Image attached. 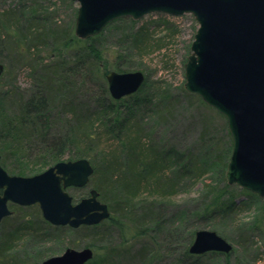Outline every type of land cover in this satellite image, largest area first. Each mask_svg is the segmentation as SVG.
Returning a JSON list of instances; mask_svg holds the SVG:
<instances>
[{
  "label": "rangeland",
  "instance_id": "rangeland-1",
  "mask_svg": "<svg viewBox=\"0 0 264 264\" xmlns=\"http://www.w3.org/2000/svg\"><path fill=\"white\" fill-rule=\"evenodd\" d=\"M77 10L78 2L74 0H0V17L6 12L14 13L17 18L12 25L13 34L17 35L11 42V47L1 51L0 55V63L4 65V71L0 76V110L10 115L18 113L14 111L16 105L13 102V93L7 96L5 102V98L2 97L4 92L13 89L17 94V88L25 92L38 89L40 84L38 68L33 70L27 62L34 55L36 63L57 62L61 67L74 66L73 51L68 46L63 47L61 43L67 41L68 38L65 37L70 34L77 37L74 34ZM5 16L7 18L8 15ZM35 21L44 28L43 40L28 50L31 35L35 34L30 24ZM197 27L198 22L191 13L172 15L155 11L139 19L131 17L113 19L95 35L96 39L88 43L80 41L73 44L74 51L84 50L86 49L84 45L92 44L90 48L100 52L98 62L90 58L91 61L87 63L94 77L91 76L85 81L84 76L78 78L75 73L69 75L79 83V86L83 87L84 84L92 92H98L102 87L103 80L99 73L105 72L106 75L111 70L117 72L138 70L144 74L143 85L136 92L122 97L116 102L115 107L123 117L133 114L132 122L135 126L133 128L140 130L138 132L141 141H145L146 146L151 144L152 148L155 147L159 152L173 149L180 157L177 163L170 158L175 166L168 170L172 174L169 176L177 178V181H174L177 182L175 191L157 198L153 214L145 217L148 224L141 220V214L144 213L139 208L140 202H136V206L133 207V214L127 213L130 219H135L138 224L137 230L146 226L147 231L144 234H135L127 243L122 244L117 230L113 228H107L108 231L104 229L107 232L101 238V234L94 235L89 229L77 230L78 227L52 224L46 229L44 242L36 239L17 241L13 244V253L19 254L21 259L32 260L33 264L49 256L61 254L68 247L80 249L86 247L88 243H94L100 246V255L104 254L105 249L114 247V250L107 252L110 257L108 264H141L128 254H132L142 244L148 243L151 245V255L155 256L152 264H264V197L226 181L225 170L232 148L226 118L206 104L200 96L186 91L183 87L184 64L191 53L190 47ZM21 28L22 30H18ZM145 37L147 39L143 40ZM56 46L59 52L54 49ZM87 66H84V69H87ZM105 83L107 85L106 77ZM170 103L172 111L165 116V108ZM87 104L85 117L97 116L99 107L96 100ZM51 107L54 113L63 111L58 102ZM66 113L64 115L68 117L69 114ZM93 120L97 128L99 120L97 118ZM55 132L65 135L66 126H57ZM100 148L99 150L88 148L81 157L88 158L92 166L96 163L102 172ZM190 149H195L192 159L187 154ZM127 152V150L122 152L124 158H120L122 162L127 161L125 159ZM184 154H187L188 158H183L186 157ZM199 156L207 160V171L199 176L196 172L194 175L187 173L186 170H189L187 166ZM73 158L70 157V152L66 151L59 160ZM34 159L26 157L24 161L33 163ZM16 162L19 161L7 157L4 169L9 174L32 175L48 167L35 173H20L22 170L14 168ZM99 180L98 174L91 175L86 186L68 190L74 199L78 200L87 196L91 188L97 187L96 183ZM117 186L118 183L114 182L112 188L105 191L104 196L99 195V199L111 205L115 194L119 193ZM223 191L225 193L222 194L221 202L227 198L233 199L237 205L236 211L219 210L213 206L214 193ZM144 194L147 193L143 192ZM13 205L17 204L9 203L12 210ZM25 212L29 213L30 210ZM27 218L31 219L30 216ZM2 225L1 221L0 238L4 228ZM198 229L216 231L232 244V251L229 253L209 251L196 254L190 260L184 259L182 254L184 248L192 243Z\"/></svg>",
  "mask_w": 264,
  "mask_h": 264
},
{
  "label": "water",
  "instance_id": "water-1",
  "mask_svg": "<svg viewBox=\"0 0 264 264\" xmlns=\"http://www.w3.org/2000/svg\"><path fill=\"white\" fill-rule=\"evenodd\" d=\"M74 34L87 39L119 17L139 19L150 12L191 13L198 27L184 64L186 91L222 113L232 138L225 178L264 197V0H74ZM4 65L0 63V76ZM110 96L120 99L144 82L141 71H108ZM88 158L58 160L32 175L9 174L0 163V224L13 211L9 203L36 204L53 225L77 228L102 222L108 205L91 188L75 200L68 188L86 186L93 173ZM233 246L214 230L195 231L188 251L229 253ZM94 251L66 248L33 264H85Z\"/></svg>",
  "mask_w": 264,
  "mask_h": 264
},
{
  "label": "trees",
  "instance_id": "trees-1",
  "mask_svg": "<svg viewBox=\"0 0 264 264\" xmlns=\"http://www.w3.org/2000/svg\"><path fill=\"white\" fill-rule=\"evenodd\" d=\"M5 14L8 15L7 18H5ZM5 14L0 17V55L2 54L1 51L11 47V42L17 35L13 34L14 26H12L17 19L15 14L6 12ZM30 25H32V30L34 28L35 34L31 35V43H28L27 46L28 50L36 47L37 43L43 40L44 35V28L36 21ZM27 29L29 31L30 27ZM18 30H22V28ZM65 38H68L67 41L62 42L61 45L63 47L68 46L73 51L74 66L61 67L57 62L36 63L34 55L27 62L33 70L38 68L40 83L38 89L25 92L17 88V94L13 89L2 94L6 102L7 96L13 93V102L16 105L14 111H18V113L15 112L10 115L4 110H0V163L4 168L7 157H11L19 161L16 162L14 168L22 170L20 173H35L58 161L66 151H69L70 157L75 159L84 155L88 148L92 147L99 150L98 148L101 147L102 172L99 169L100 166L98 167L96 163L93 165L92 175L98 174L100 179L95 188L99 195L104 196L105 191L110 187L112 188L113 183L117 182L119 193L115 194L113 203L108 204L110 215L107 219L98 224L81 225L77 230L89 229L94 235L101 234L102 238L108 231L107 228H113L118 232L119 241L122 244L127 243L135 234L139 233L140 235L147 231L146 226L137 230L138 224L134 221L135 219H130L127 213L133 214V207L136 206V202H140L139 208L144 213V215L141 214V220L142 222L145 221L144 224H148L145 217H150L153 214V207L157 198L170 195L175 191L177 182L174 181H177V178L171 176L172 174L168 170L175 166H173L174 163H171L170 158L177 163L180 161V157L178 152L173 149V151L166 149L159 152L155 147V149L152 148L151 144L146 146L145 141H141L138 132L140 130L133 128L135 127L132 122L133 114L123 117L117 111L116 102L122 97L120 99L110 97L105 83V72L101 74L97 71L103 80L102 87L98 89V92L90 91L84 84H82L83 87L79 86V83L74 81L72 76H69L71 73H75L78 78L84 76L85 81L93 76V72L88 68L87 63L91 61L90 58L98 62L100 52L95 48H90L92 44L90 46L84 45L86 48L84 50L74 51L73 44L80 41L88 43L96 39L97 36L81 40L70 34ZM146 39L147 37L143 40ZM54 49L59 52L57 46ZM84 66H87V69H84ZM81 87L83 91H81ZM93 100L98 103L97 116L85 117L87 103ZM56 102L62 106L63 111L60 113H54L52 110L51 106H54ZM171 105L170 103L165 108V116L171 113ZM64 111L69 114L68 117L64 115ZM113 114L114 116H112ZM96 118L99 120L97 128H95V121L93 120ZM57 126H66V134L55 132ZM124 150L128 151L125 158L127 161L122 162L120 158L124 159L122 156ZM194 150L187 151L191 159ZM187 154H184L186 157L183 158H188ZM26 157H34L35 159L33 163H28L24 161ZM206 163L207 160H203L199 156L191 165L187 166L189 170L186 172L191 174L196 172L199 176L207 171ZM169 174L171 175L169 176ZM224 188L226 187L224 186ZM143 192L147 194L143 195ZM223 193L225 191L218 194L214 193L215 202H213V206L219 210L236 211L237 205L233 199L227 198L221 202ZM12 208L13 212L2 220L4 228L0 238V264H32V260L21 259L19 254L12 252L13 244L27 239L44 242L46 239L44 236L47 234L46 229L52 224L43 219L39 207L35 204L28 206L13 205ZM28 209L30 212H25ZM28 216L31 219L27 218ZM86 246L91 247L93 251L97 250V252L94 251L93 257L85 264H108L110 257L107 252L114 250V247L105 249L104 254L100 255V246L94 243H88ZM150 246L148 243L142 244L139 249L128 255L132 259L140 261L141 264H152L155 256L151 255ZM182 254L184 259L189 260L196 256V254L188 251V247L184 248Z\"/></svg>",
  "mask_w": 264,
  "mask_h": 264
}]
</instances>
